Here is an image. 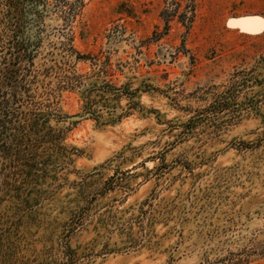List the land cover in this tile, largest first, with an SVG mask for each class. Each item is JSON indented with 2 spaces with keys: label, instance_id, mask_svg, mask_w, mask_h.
I'll use <instances>...</instances> for the list:
<instances>
[{
  "label": "rangeland",
  "instance_id": "1",
  "mask_svg": "<svg viewBox=\"0 0 264 264\" xmlns=\"http://www.w3.org/2000/svg\"><path fill=\"white\" fill-rule=\"evenodd\" d=\"M45 22L33 89L42 110L64 117L50 125L65 129L63 144L76 150L34 212L0 220V264H52L67 241L79 264H200L208 237L197 221L206 214L216 225L224 210L233 214L235 239L264 228V88L260 114L217 136L201 141L175 128L204 104V90L264 56V0H86L72 44L89 57L68 64L61 20ZM65 74L81 75L83 85L62 87ZM90 172L101 185L113 174L122 185L99 196L65 237L72 212L85 205L77 183ZM209 192L220 209L196 213L192 204L207 203ZM220 192L229 200L220 203Z\"/></svg>",
  "mask_w": 264,
  "mask_h": 264
},
{
  "label": "trees",
  "instance_id": "2",
  "mask_svg": "<svg viewBox=\"0 0 264 264\" xmlns=\"http://www.w3.org/2000/svg\"><path fill=\"white\" fill-rule=\"evenodd\" d=\"M85 5L86 0H0V220H20L28 211L34 212L40 201L50 195L47 185L52 191L60 185L52 187L53 183L48 179L57 183V172L67 167L72 160L71 152L76 150L63 144L65 129L50 125L51 118L64 120V117L42 110L44 102L37 99L38 94L33 89L40 72L35 67L34 58L43 41L42 33L47 28L45 18L52 14L61 20L59 28L64 33L62 35H66L65 44L68 47L62 55L66 63L72 55H76L77 60L89 57L77 51L72 44L74 23ZM263 68L264 56H260L253 67L236 70L226 83L204 90L197 96L204 104L187 109L191 117L175 127L181 129L178 136L197 137L202 141V136L212 138L229 125L239 123L254 113L260 114L262 98L258 95V88H264L263 72L260 70ZM64 78L67 79L62 86L64 88L74 89L84 83L81 75L65 74ZM113 89L120 91V88ZM94 112L89 107V113L96 116ZM94 175L95 172H90L77 183L78 196L85 205L72 212L70 221L65 224L68 227L65 228V237L85 223L99 196L122 185L123 178L115 174L102 185L92 179ZM206 195L210 198L207 203L192 204V208H198L196 213L208 209L214 213L220 209L214 206V194L209 192ZM217 196L220 203L230 198L223 192ZM6 200L11 203L2 211L1 204ZM223 212L225 223L222 225L214 224L209 214L197 221L201 229L199 232L208 237L200 264H251L263 259L264 228L258 229L250 238L235 239L232 236L236 221L234 215L228 210ZM0 230L1 237L5 228ZM215 237L218 240L212 242ZM240 241L242 244L237 250L229 248L228 243ZM58 251L62 256L54 258L52 264L80 263L78 252L69 241Z\"/></svg>",
  "mask_w": 264,
  "mask_h": 264
},
{
  "label": "water",
  "instance_id": "3",
  "mask_svg": "<svg viewBox=\"0 0 264 264\" xmlns=\"http://www.w3.org/2000/svg\"><path fill=\"white\" fill-rule=\"evenodd\" d=\"M87 115H83V116H69V117H66L65 120H68V121H78V120H81V119H84Z\"/></svg>",
  "mask_w": 264,
  "mask_h": 264
}]
</instances>
